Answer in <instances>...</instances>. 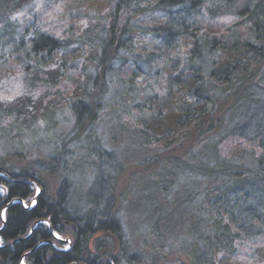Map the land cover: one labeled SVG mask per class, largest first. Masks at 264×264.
<instances>
[{
    "label": "trees",
    "instance_id": "1",
    "mask_svg": "<svg viewBox=\"0 0 264 264\" xmlns=\"http://www.w3.org/2000/svg\"><path fill=\"white\" fill-rule=\"evenodd\" d=\"M27 3L0 0V60L23 66L43 95L0 103V140L32 123L40 107L67 102L76 121L83 109L95 119L105 105L104 82L113 83L115 103L108 105L116 113L130 110L131 127L145 143L168 150L192 128L203 140L208 158L191 156L179 165L202 180L191 264H232L242 257L264 264V0H44V10L68 4L61 13L66 24L55 33L36 14L20 23L6 18ZM247 109L260 119L225 129L248 149L224 153L222 137L206 142L227 116ZM7 160L0 155V243L8 244L0 247V264H17L34 245L27 264H109L93 236L108 233L106 218L115 221L110 233L120 238L116 217H79L66 182L51 196L36 173L15 175ZM65 240L72 252L52 247H64Z\"/></svg>",
    "mask_w": 264,
    "mask_h": 264
},
{
    "label": "rangeland",
    "instance_id": "2",
    "mask_svg": "<svg viewBox=\"0 0 264 264\" xmlns=\"http://www.w3.org/2000/svg\"><path fill=\"white\" fill-rule=\"evenodd\" d=\"M43 1L30 0L22 10L5 16L9 21L20 23L36 14L43 28L58 32L66 24L68 16L61 13L66 12L68 4L44 10ZM99 11L104 13L105 8ZM24 71V67L16 65L10 57L0 60V103L43 95L38 83L29 82ZM69 84L64 83L65 92H70L66 87ZM104 84L105 105L96 110L95 119L83 109L76 121L67 102L60 108L51 106L44 110L40 107L32 123L22 125L17 135L13 136L12 131L5 140H0V155L7 156V167L15 175L36 173L51 196L62 181L66 182L71 211L79 217L91 221L94 212L112 213L121 228L120 238L110 233L115 229V221L106 218L102 223L108 233L99 231L93 236V241L101 240L99 252L106 260L115 258L118 264H191L197 240L191 227L201 215L198 203L202 199V180L187 175L179 165L191 156L199 162L208 158L203 140L192 128L184 140L178 139L168 150L145 143L131 127L130 110L116 113L108 105L115 103L111 96L115 86ZM254 111L247 109L230 114L228 123L205 138L206 142L222 137L220 148L224 153L246 148L244 139L229 136L225 128L244 123V118L260 119L261 113ZM6 119L11 121L10 117ZM50 158L56 161L48 162ZM171 158L176 162L169 161ZM34 203L31 199L30 205ZM97 222L92 220L91 225L95 227ZM232 264L258 263L242 257Z\"/></svg>",
    "mask_w": 264,
    "mask_h": 264
},
{
    "label": "flooded vegetation",
    "instance_id": "3",
    "mask_svg": "<svg viewBox=\"0 0 264 264\" xmlns=\"http://www.w3.org/2000/svg\"><path fill=\"white\" fill-rule=\"evenodd\" d=\"M57 237V236H56ZM57 238H59V237H57ZM65 243H66V241H64ZM6 246H8V244H1L0 243V247H6ZM65 246H66V249H64L63 247H59V248H57V247H55L54 246V244H52V247L53 248H55V249H57V250H63V251H73L72 249H73V244H70V246L66 243L65 244ZM37 247V245H34L31 249H29V250H24L23 252H21V257H20V259H19V261H18V263L17 264H27V256L30 254V253H32L33 251H34V249ZM108 261H109V264H115L114 263V261L113 260H109L108 259ZM74 264H76V263H78V262H73Z\"/></svg>",
    "mask_w": 264,
    "mask_h": 264
},
{
    "label": "water",
    "instance_id": "4",
    "mask_svg": "<svg viewBox=\"0 0 264 264\" xmlns=\"http://www.w3.org/2000/svg\"><path fill=\"white\" fill-rule=\"evenodd\" d=\"M27 181H31V179H30V180H23V181H21V182H27ZM39 192H40V188H38V193H39ZM38 193L35 194V197H36V195H37ZM35 197L33 198L34 200H35ZM14 201L17 202V201H21V200H20V199H14ZM29 207H32V205H30ZM65 241H66V240H65ZM66 243L70 246V243H69V242L66 241Z\"/></svg>",
    "mask_w": 264,
    "mask_h": 264
}]
</instances>
